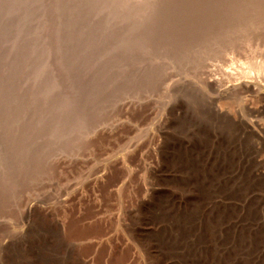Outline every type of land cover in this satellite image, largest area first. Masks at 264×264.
<instances>
[{
  "label": "rangeland",
  "instance_id": "obj_1",
  "mask_svg": "<svg viewBox=\"0 0 264 264\" xmlns=\"http://www.w3.org/2000/svg\"><path fill=\"white\" fill-rule=\"evenodd\" d=\"M41 1L53 93L31 20L0 76V264H264V0Z\"/></svg>",
  "mask_w": 264,
  "mask_h": 264
},
{
  "label": "bare ground",
  "instance_id": "obj_2",
  "mask_svg": "<svg viewBox=\"0 0 264 264\" xmlns=\"http://www.w3.org/2000/svg\"><path fill=\"white\" fill-rule=\"evenodd\" d=\"M57 1V0H56ZM69 1V0H68ZM71 1V0H70ZM85 1V0H84ZM101 1V0H100ZM1 2H2V0H0V4H1ZM44 2V1H43ZM59 2H60V0H59ZM54 3V5L56 6V5H60L61 3ZM61 2H63V1H61ZM96 3H97V1H95ZM102 2V1H101ZM109 2V1H108ZM47 3V2H46ZM72 3V2H71ZM99 4H101L100 2H98ZM121 3V2H120ZM125 3V2H124ZM31 4H35L34 6H35V9H34V11H32V15H33V17L32 18H28L29 16H30V14L27 16V15H23V11H19V10H21L22 8H25L26 6H29V5H31ZM66 4V3H65ZM68 4H70V3H68ZM85 4H86V2H85ZM89 4H90V2H89ZM107 4V3H106ZM118 4V3H117ZM82 5V4H81ZM125 5V4H124ZM32 6V5H31ZM49 6V5H48ZM66 6V5H65ZM71 6V5H70ZM84 6V5H83ZM99 6V5H98ZM111 6V5H110ZM109 6V7H110ZM126 6V5H125ZM2 7V10L0 11V36H2L3 35V31H8L10 34H11V36H10V38L6 35V34H4V42L5 43H7L8 45H9V47H10V51L8 52V54H6V55H4V58H6V59H8L9 61H7L8 63H10L9 64V66L8 67H6V70H2V72H0V76L2 77L1 79H6L7 78V76L8 75H10V73H12V72H14V66H15V62H14V60L16 59V22H17V31H18V33H25V31H23V26L25 25V24H27L28 23V21L30 22V20L31 21H34L32 24H35V30H33V29H31V30H33L32 32H30L29 31V33H31L32 35H30L29 33H28V35L29 36H31V37H34V38H36L34 41H35V44H33L32 42V40H30L29 39V47L31 48V50H30V54H29V57H30V59H32V62H34V63H37L38 65H39V67H38V71H35V72H33V73H31V75L29 76V81L32 83V87L34 88V87H36V86H38L37 84L39 83V82H44L45 83V86H46V91H43V93L45 92L46 94L48 93H53V91H54V84H53V81H52V79H51V77H50V75H49V69H47V67H46V60L48 59V58H50L49 57V53L46 51V49H45V47H44V45L45 44H41L42 42H45V41H43V39L41 40V37L44 35L43 33L45 32L44 30H43V27H45V24H44V22H43V20L44 19H46V17H48V15H47V13H44V5H43V3H42V1L41 0H6L5 2H3L2 3V5L0 6V8ZM87 7H88V5H87ZM100 7V6H99ZM103 7V6H102ZM51 8V7H50ZM49 8V9H50ZM65 9L64 10H62L61 12L62 13H66V14H69L70 13V11H68V9H70V8H68V6L67 7H64ZM77 8V7H76ZM106 8V7H105ZM111 8H112V6H111ZM110 8V9H111ZM28 9V8H27ZM30 10H31V8H29ZM48 9V10H49ZM53 9V8H52ZM55 9H57L56 7H55ZM54 9V10H55ZM84 9H86V7L84 8ZM100 9V8H99ZM51 10V9H50ZM103 10V9H102ZM101 10V11H102ZM105 10H107V9H105ZM123 10V9H122ZM140 10V9H139ZM45 11H47V10H45ZM26 12V11H25ZM24 12V13H25ZM31 12V11H30ZM33 12H34V14H33ZM51 12V11H50ZM54 13H56V12H59V10L57 11L56 10V12L55 11H53ZM60 12V13H61ZM110 12V11H109ZM114 11H112V13H113ZM29 13V12H28ZM48 13H49V11H48ZM59 13V14H60ZM123 13V12H122ZM46 14V16L44 17L43 15H45ZM52 14V13H51ZM51 14H50V16H49V19L48 20H46V21H49V23L51 22V23H53L52 21H50V17H51ZM66 14H65V16H66ZM53 16H54V14H53ZM53 16L51 17L52 19H53ZM62 16H63V14H62ZM115 16V15H114ZM44 18V19H43ZM57 18V17H56ZM113 18V17H112ZM51 19V20H52ZM55 19V18H54ZM67 19H68V17H67ZM66 19V20H67ZM70 19V18H69ZM59 22H60V20L59 19H57ZM117 20H119V19H117ZM56 21V20H55ZM57 21V23H59ZM68 21V20H67ZM69 21H71V20H69ZM6 22L8 23V26L6 25ZM64 22H65V20H64ZM12 23H13V25H12ZM56 23V22H55ZM54 23V24H55ZM56 23V24H57ZM131 23H133V22H131ZM53 24V25H54ZM66 25V24H65ZM134 25V24H133ZM47 26H48V22H47ZM57 26H59V25H57ZM57 26H55L54 25V28L55 27H57ZM51 27V26H50ZM58 28V27H57ZM66 28V27H65ZM5 29V30H4ZM46 29H49L50 30V28H46ZM60 29H62L61 27H60ZM59 30V29H58ZM68 29H66V31H67ZM63 31V30H62ZM61 31V32H62ZM48 32V31H47ZM50 32H53V31H50ZM57 32V31H56ZM55 32V33H56ZM46 33V32H45ZM67 33H68V31H67ZM47 34H50V33H46V35ZM54 34V33H53ZM62 37H63V35H65V34H60ZM67 35V34H66ZM65 35V36H66ZM48 37H50V35L48 36ZM53 37H54V35H53ZM70 37V36H69ZM49 39V38H48ZM52 39V38H51ZM54 39V38H53ZM65 39V38H64ZM71 39V38H70ZM50 40V39H49ZM46 41H48L47 39H46ZM53 41V40H52ZM62 41V40H61ZM71 41H73V40H71ZM50 42H51V40H50ZM65 42V41H64ZM64 42H62V43H64ZM31 43H32V45H31ZM61 43V42H60ZM48 44V43H47ZM56 44H58V43H56ZM67 44V43H66ZM49 45V44H48ZM64 45V44H63ZM74 45V44H73ZM55 46V45H54ZM58 47L60 46L59 44L57 45ZM69 46V45H68ZM9 47H8V49H9ZM56 47V46H55ZM55 47H54V50H55ZM66 47V46H65ZM50 48V47H49ZM48 50H50V49H48ZM57 50V49H56ZM59 50V49H58ZM72 51V50H71ZM55 52V51H54ZM53 52V53H54ZM61 53V52H60ZM67 53V52H66ZM57 54H58V52H57ZM59 55V54H58ZM60 56V55H59ZM57 58H58V56H57ZM70 59H72L71 57H70ZM76 59V58H75ZM5 60V59H4ZM65 60V59H64ZM68 60V59H67ZM59 62V61H58ZM76 63V62H75ZM58 65H60V64H58ZM72 66V65H71ZM49 68V67H48ZM204 70L205 72H206V75H207V81H208V83L209 84H218L219 82V79H218V77L217 76H215L214 75V73H217L221 78H224V79H227V78H229V76H230V74H231V71L230 70H228V69H225V68H216L211 62H208V61H206V62H204L203 64H202V68H201V70ZM72 70V69H71ZM73 71H76L75 69L73 70ZM10 72V73H9ZM74 73H76V72H74ZM78 73V72H77ZM52 74V73H51ZM14 75V74H13ZM12 75V76H13ZM75 76H76V74H74ZM73 76V75H72ZM78 76V75H77ZM74 77V76H73ZM220 78V79H221ZM8 79V78H7ZM55 79V78H54ZM182 80H184L185 78L184 77H182L181 78ZM262 79L264 80V77H262ZM176 80H178V79H176ZM175 80V81H176ZM7 81H9V80H7ZM6 82V81H5ZM16 83V82H15ZM55 83H57L56 81H55ZM168 83H169V81H168ZM167 83V84H168ZM58 84V83H57ZM43 85V84H42ZM45 86L44 87H42V86H40V87H42L43 89L45 88ZM224 86V89H223V91H225V90H227V89H229V88H232L233 86H234V84H228V85H223ZM244 88H248L249 86H248V84H247V82L244 84ZM58 87V86H57ZM37 88V87H36ZM57 89V88H56ZM8 90V89H7ZM222 90V89H221ZM57 91V90H56ZM220 91V90H219ZM58 92V91H57ZM59 92H61V91H59ZM12 93V92H11ZM10 93V94H11ZM13 93H15V91L13 92ZM65 92H63V94H64ZM77 93V92H76ZM61 94H62V92H61ZM12 95H14V94H12ZM45 95V94H44ZM59 95H60V93H59ZM7 96V95H6ZM57 96H58V94H57ZM57 96L55 97V98H57ZM63 96V95H62ZM1 97V96H0ZM35 97H37V95H35ZM47 98L49 97V95H47L46 96ZM63 97H65V96H63ZM63 97H61V98H63ZM67 97V96H66ZM7 98H8V96H7ZM12 98V97H11ZM41 98H42V95H41V97H38V103H39V101H41ZM69 98V97H68ZM16 99V98H15ZM14 99V100H15ZM49 99H51V98H49ZM58 99V98H57ZM60 99V98H59ZM10 100V99H9ZM62 100V99H61ZM64 100V99H63ZM66 100V99H65ZM127 101V100H126ZM125 100L122 102V103H125L126 102ZM14 102V101H13ZM53 102H54V100H53ZM58 102V101H57ZM64 102V101H63ZM8 102H6V104H7ZM169 104V103H168ZM167 104V105H168ZM56 105V104H55ZM37 106H38V104H37ZM16 109V108H15ZM170 110H172V109H169L168 111H170ZM15 111V110H14ZM14 113H16V111L14 112ZM13 114V113H12ZM15 115V114H14ZM12 116V115H11ZM10 117V116H9ZM14 118V117H13ZM11 119V118H10ZM198 125V124H197ZM201 125V124H200ZM199 126V125H198ZM205 125H203V127H204ZM194 128H195V126H194ZM205 128V127H204ZM197 129H198V127H197ZM203 129V128H202ZM209 129V128H208ZM193 130V129H192ZM201 130V129H200ZM198 131V130H197ZM191 132H193V131H191ZM203 132V130L201 131V133ZM209 132V131H208ZM200 133V132H199ZM197 137V136H196ZM193 138H195V137H193ZM201 141V140H200ZM216 145V144H215ZM214 146V145H213ZM216 147V146H215ZM214 147V148H215ZM218 147V146H217ZM212 149V148H211ZM211 157V156H210ZM207 158V157H206ZM212 158V157H211ZM208 159V158H207ZM209 160V159H208ZM197 162V161H196ZM192 163V162H191ZM210 176V175H209ZM216 176V175H215ZM192 177V176H191ZM212 178V177H211ZM210 178V179H211ZM190 179H193V178H189V180ZM210 179H208V180H210ZM212 179H215V178H212ZM203 180H205V179H203ZM206 180H207V178H206ZM191 182V181H190ZM208 182V181H207ZM210 183V182H209ZM205 198H207V197H205ZM207 202V201H206ZM208 204V203H207ZM209 256H207V259H209L208 258ZM182 259V258H181ZM205 259V258H204ZM193 261H195V260H193ZM197 261H200L199 259L197 260ZM207 262V261H206ZM202 264H203V261H202Z\"/></svg>",
  "mask_w": 264,
  "mask_h": 264
}]
</instances>
